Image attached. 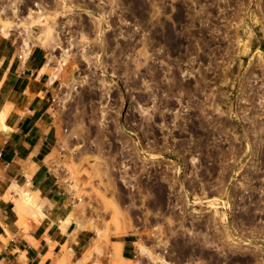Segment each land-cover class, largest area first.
<instances>
[{
  "label": "rangeland",
  "instance_id": "374dc122",
  "mask_svg": "<svg viewBox=\"0 0 264 264\" xmlns=\"http://www.w3.org/2000/svg\"><path fill=\"white\" fill-rule=\"evenodd\" d=\"M0 34L56 78L74 264H264V0H0Z\"/></svg>",
  "mask_w": 264,
  "mask_h": 264
},
{
  "label": "crops",
  "instance_id": "0c3cea01",
  "mask_svg": "<svg viewBox=\"0 0 264 264\" xmlns=\"http://www.w3.org/2000/svg\"><path fill=\"white\" fill-rule=\"evenodd\" d=\"M55 81L44 49L22 51L0 34V264H74L90 239L65 221L66 199L46 163L57 136ZM22 194L31 202L22 204L20 218ZM121 242L130 260L132 241Z\"/></svg>",
  "mask_w": 264,
  "mask_h": 264
},
{
  "label": "bare ground",
  "instance_id": "6f19581e",
  "mask_svg": "<svg viewBox=\"0 0 264 264\" xmlns=\"http://www.w3.org/2000/svg\"><path fill=\"white\" fill-rule=\"evenodd\" d=\"M28 203V202H31V196L29 195V194H27V195H24V194H22L21 196H19V199L16 201V210L18 211V214H22L21 213V211H22V204L23 203ZM24 211V210H23ZM24 214V213H23ZM22 216V215H21ZM20 216V217H21ZM67 223H69V221H71V219H69V218H66V220H65ZM65 222V223H66ZM117 244H118V246H119V249H120V246L122 245V242L121 241H118L117 242ZM64 251V250H63ZM113 255V257L114 258H116V256H118V252L117 253H113L112 254ZM63 258V257H62ZM65 259V258H64ZM63 260V259H62ZM64 261V260H63Z\"/></svg>",
  "mask_w": 264,
  "mask_h": 264
},
{
  "label": "trees",
  "instance_id": "16d2710c",
  "mask_svg": "<svg viewBox=\"0 0 264 264\" xmlns=\"http://www.w3.org/2000/svg\"><path fill=\"white\" fill-rule=\"evenodd\" d=\"M128 238H120V239H118V241H125V240H127Z\"/></svg>",
  "mask_w": 264,
  "mask_h": 264
},
{
  "label": "built area",
  "instance_id": "2783aa9c",
  "mask_svg": "<svg viewBox=\"0 0 264 264\" xmlns=\"http://www.w3.org/2000/svg\"><path fill=\"white\" fill-rule=\"evenodd\" d=\"M21 56H22V54H19V55H18V57H21ZM53 100H54V98L52 99V101H53Z\"/></svg>",
  "mask_w": 264,
  "mask_h": 264
}]
</instances>
